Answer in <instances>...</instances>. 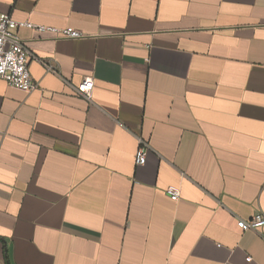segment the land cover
I'll return each instance as SVG.
<instances>
[{
  "label": "crops",
  "instance_id": "1",
  "mask_svg": "<svg viewBox=\"0 0 264 264\" xmlns=\"http://www.w3.org/2000/svg\"><path fill=\"white\" fill-rule=\"evenodd\" d=\"M0 13L33 25L18 34L36 84L0 79V264H264V227H237L264 213V0Z\"/></svg>",
  "mask_w": 264,
  "mask_h": 264
},
{
  "label": "built area",
  "instance_id": "2",
  "mask_svg": "<svg viewBox=\"0 0 264 264\" xmlns=\"http://www.w3.org/2000/svg\"><path fill=\"white\" fill-rule=\"evenodd\" d=\"M25 26H33L25 21H17L10 15L0 13V79L8 85L21 90H31L36 87L29 73V53L24 47L18 29ZM39 30L49 29L61 33L64 37L79 38L83 34L68 26L62 29H53L43 26L36 27ZM46 66H51L46 63ZM93 88L92 79H82L75 85V91L82 97L89 98ZM147 154V144L140 141L138 148L134 153V163L141 165L145 163ZM167 194L172 200L179 198V189L176 186H170L166 189ZM237 227L242 231L253 230L261 232L264 227V213L256 211L248 219H238ZM264 239V234H263ZM249 261L250 257H246Z\"/></svg>",
  "mask_w": 264,
  "mask_h": 264
}]
</instances>
